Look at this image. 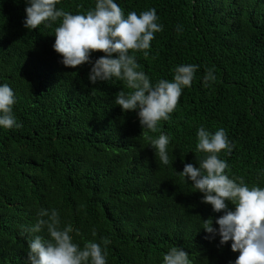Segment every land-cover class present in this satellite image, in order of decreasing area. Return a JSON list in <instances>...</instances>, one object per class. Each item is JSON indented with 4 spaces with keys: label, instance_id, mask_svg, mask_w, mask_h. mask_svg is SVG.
<instances>
[{
    "label": "trees",
    "instance_id": "1",
    "mask_svg": "<svg viewBox=\"0 0 264 264\" xmlns=\"http://www.w3.org/2000/svg\"><path fill=\"white\" fill-rule=\"evenodd\" d=\"M125 15L155 8L162 31L149 56L137 52L154 83L178 64L200 66L170 119L143 132L135 112L114 103L119 80L88 81L90 65L66 68L52 45L54 29L23 26L24 0H0V83L15 92L22 128H0V264H26L27 234L42 207H55L74 238L107 245L108 264H161L172 246L193 264H231L239 253L206 239L202 218L218 216L179 175L196 163L197 128H224L234 143L231 174L264 187V0H116ZM95 0H60L83 13ZM183 31L177 32V26ZM103 53H93V59ZM207 69L216 80L203 84ZM165 133L170 163L150 146ZM95 229V235L92 234Z\"/></svg>",
    "mask_w": 264,
    "mask_h": 264
},
{
    "label": "clouds",
    "instance_id": "2",
    "mask_svg": "<svg viewBox=\"0 0 264 264\" xmlns=\"http://www.w3.org/2000/svg\"><path fill=\"white\" fill-rule=\"evenodd\" d=\"M23 26L35 30L42 24L54 29L52 48L61 57L66 68L89 64L88 81H122L128 91L121 88L114 96L115 105L122 112H135L145 131L156 132L161 121L170 119L185 88H190L200 66L178 64L171 80L158 79L154 83L141 68L136 53L149 56L155 34L163 30L155 8L126 15L116 0H95L94 8L83 13H71L57 7L60 0H24ZM177 32L183 31L177 26ZM103 53L93 59V53ZM216 80L214 70L207 69L203 84L209 87ZM16 95L8 83H0V128H22L14 115ZM196 163H185L179 175L202 194L201 202L209 204L218 216L202 218L201 229L206 239L219 237V245L229 242L231 250L239 253L231 264H264V187L249 185L243 176L231 174L227 160L221 152L231 154L234 143L224 128L215 132L204 125L197 128ZM170 138L165 133L151 139L150 146L163 165L170 163ZM259 177L264 179V170ZM27 234L26 264H108L107 245L88 240L81 245L74 238L80 229L64 223L55 207L37 210L36 221L23 226ZM95 235V229L92 232ZM161 264H193L189 252L172 246L163 254Z\"/></svg>",
    "mask_w": 264,
    "mask_h": 264
}]
</instances>
